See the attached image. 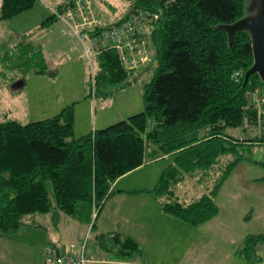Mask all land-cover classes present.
Returning a JSON list of instances; mask_svg holds the SVG:
<instances>
[{"label": "trees", "instance_id": "16d2710c", "mask_svg": "<svg viewBox=\"0 0 264 264\" xmlns=\"http://www.w3.org/2000/svg\"><path fill=\"white\" fill-rule=\"evenodd\" d=\"M93 1L96 9L106 0ZM35 2L0 0V21L30 10ZM127 2L129 8L112 24L131 11L149 13L154 26L152 64L122 84L130 77L117 54L106 50L94 57L95 81L124 88L151 70L143 85L142 111L79 137L74 134L72 106L27 124L0 122V237L15 234L24 216L53 210L93 228L98 210L113 193L114 182L142 166L148 148H154L153 159L168 155L172 161L156 184L141 192L151 195L164 214L198 227L219 213L215 196L239 163L237 146L247 141L264 145L256 111L247 98L248 92L264 84L255 73L244 80L254 61L251 34L237 31L230 40L222 28L255 15L250 0ZM70 3L66 0L55 9L61 12ZM56 22L51 13L41 28ZM252 127L257 135L249 137ZM240 128L243 134L239 137L229 133ZM230 154L236 158L226 164L208 194L187 204L172 199L184 175L212 170ZM108 237L121 257L142 258L132 238ZM260 245H264V234L248 235L239 254L253 264Z\"/></svg>", "mask_w": 264, "mask_h": 264}, {"label": "rangeland", "instance_id": "374dc122", "mask_svg": "<svg viewBox=\"0 0 264 264\" xmlns=\"http://www.w3.org/2000/svg\"><path fill=\"white\" fill-rule=\"evenodd\" d=\"M65 1L36 0L30 10L0 21V122L27 124L53 117L63 108L72 106L74 133L80 136L107 127L120 117L138 113L143 108V85L151 77V70L124 88L107 82L98 84L95 81V58L88 60L83 55L81 48L69 38L64 24L57 21L53 26L41 29V23L50 16L52 10ZM258 2L250 0V10L254 13ZM128 4L127 0L99 3L96 6L98 18L110 25L129 8ZM70 48H78L79 53L70 55ZM128 80L131 78L122 84ZM256 132L255 127H252L247 135L252 137L257 135ZM229 133L239 137L243 131L241 128L231 129ZM252 143L247 141L246 145L237 146L239 163L215 196V203L222 210L217 219L224 222L223 228L220 229L218 224L209 225L211 221L191 227L171 217L172 224H178L174 228H203L199 229L200 249L193 250L192 255L197 260L196 264H203L201 233L204 235L202 239L212 241V236L215 246L229 254H224V264H245L242 259L233 257L234 252L243 246L246 236L264 234V145ZM236 155H224L219 159V164L207 172L197 170L192 175H184L182 182L175 186L172 199L187 204L208 194L223 175L226 164L234 160ZM171 161V157L154 161L148 167L149 172L143 170L130 178L136 179L142 174L147 186L152 187L159 171ZM35 215L44 223L41 229L49 227L51 213ZM23 218L30 220L32 217ZM52 221L54 223V218ZM30 226L28 228H34ZM82 228L90 227L83 225ZM45 234L43 229L36 233L17 231L13 236L25 245L27 240L39 244L42 258V250L51 247L49 241H43ZM222 234L224 238H221ZM257 254L259 258L253 264H264V245L257 247ZM187 260H180V264H185Z\"/></svg>", "mask_w": 264, "mask_h": 264}, {"label": "crops", "instance_id": "0c3cea01", "mask_svg": "<svg viewBox=\"0 0 264 264\" xmlns=\"http://www.w3.org/2000/svg\"><path fill=\"white\" fill-rule=\"evenodd\" d=\"M78 50V48H70V55L79 53ZM129 116L131 114L127 115V117ZM127 117H120L115 122L124 120ZM73 125L75 128V118H73ZM153 152L154 148H148L145 152L144 164L114 182L112 185L113 193L98 210L93 228H82L83 225L91 226L53 210L49 212L51 213L49 227L43 228L46 232L45 239L42 237L43 241H49L51 247L58 251H63L68 245L79 244L86 238L87 264H180V260L183 259H189L185 264H196L197 260L192 255L193 250L198 251L200 249L199 229L203 228H186L185 226H183L185 228H174L178 224H172L173 220H171V217L161 211L158 203L151 195L141 192L152 188L156 183L152 187H149L150 185L147 186V181H145L146 179L143 180L142 174H139L140 178H130L143 170L149 172L150 169L148 167L154 161L166 160L171 157L167 155L153 159ZM166 167L159 171L158 177ZM152 181L154 180L152 179ZM161 200L162 198L158 201ZM221 211L219 209L218 214ZM218 214L209 220L211 221L209 225L218 224L221 229L224 227V222L217 219ZM30 217H32L30 220H26L27 218L22 219L18 232L36 233L43 230L40 227L44 223L38 220L35 214L30 215ZM52 217L54 218V223ZM29 224L32 225L30 227L34 226V228H28ZM112 234H120L135 240L142 252V258L121 257L115 247H113V242L109 237L108 239L106 238ZM224 236L222 234L221 238H224ZM202 237L204 235L201 233V245L204 250L202 252L203 264H224L226 258L224 254H229L225 253V251L221 252L218 246H215L212 236H210L212 241L204 240ZM25 243L27 244L25 245L22 241L16 240L13 235L0 237V250L2 251L0 261L2 264H45L40 256L39 244L28 240ZM239 250L240 248H237L233 254L234 256H232L242 259L245 264H252L243 259L241 254H239ZM185 256H188V258Z\"/></svg>", "mask_w": 264, "mask_h": 264}, {"label": "built area", "instance_id": "2783aa9c", "mask_svg": "<svg viewBox=\"0 0 264 264\" xmlns=\"http://www.w3.org/2000/svg\"><path fill=\"white\" fill-rule=\"evenodd\" d=\"M52 14L67 27L69 38L88 60L106 50H113L130 78L152 64L150 38L154 26L149 13L131 11L122 21L106 25L98 18L93 0H71L63 11L52 10ZM247 98L256 111V126L264 139V88L251 90ZM86 242L85 238L79 244L68 245L63 251L45 247L43 261L45 264H87Z\"/></svg>", "mask_w": 264, "mask_h": 264}, {"label": "water", "instance_id": "95a60500", "mask_svg": "<svg viewBox=\"0 0 264 264\" xmlns=\"http://www.w3.org/2000/svg\"><path fill=\"white\" fill-rule=\"evenodd\" d=\"M258 1L255 15L241 18L233 24L224 25L222 28L226 30L230 40L237 31L246 30L251 34L254 61L245 73L244 80L246 83L250 74L255 73L264 84V0Z\"/></svg>", "mask_w": 264, "mask_h": 264}]
</instances>
